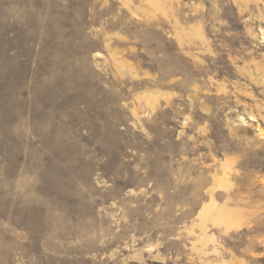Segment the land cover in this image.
I'll use <instances>...</instances> for the list:
<instances>
[{"label": "rangeland", "instance_id": "rangeland-1", "mask_svg": "<svg viewBox=\"0 0 264 264\" xmlns=\"http://www.w3.org/2000/svg\"><path fill=\"white\" fill-rule=\"evenodd\" d=\"M0 264H264V0H0Z\"/></svg>", "mask_w": 264, "mask_h": 264}]
</instances>
